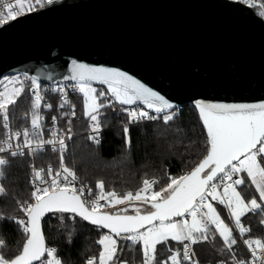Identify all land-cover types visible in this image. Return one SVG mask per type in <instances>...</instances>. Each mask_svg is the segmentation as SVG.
I'll use <instances>...</instances> for the list:
<instances>
[{"label":"snow or ice","instance_id":"obj_1","mask_svg":"<svg viewBox=\"0 0 264 264\" xmlns=\"http://www.w3.org/2000/svg\"><path fill=\"white\" fill-rule=\"evenodd\" d=\"M55 0H0V27L17 20L20 16L52 5ZM242 3L252 8L259 7V16L264 17V3L257 5L256 0H241ZM70 75L65 80L76 81L74 90H78L84 97V114L92 123V129L97 133L100 129V109L110 106L98 102L101 97L107 99L106 93L92 87V82L98 81L107 85V92L121 105H134L142 101L148 109L157 115H150L148 111L123 108L128 114L129 123L140 120H156L159 114H163V121L167 124L172 121L178 112L175 106L165 96L147 87L133 76L118 69L95 67L84 63L71 61ZM24 75V81H30L28 92L31 96V131L24 128L22 131L11 132L5 140L0 141V153H8L11 156L24 155V148L30 152L42 150L45 144L52 145L56 151L59 144L60 170L53 172L51 166L45 169L33 168L32 184L34 191L31 193V201L17 202L19 210L23 212V218L4 216L0 214V220H15L25 240L21 250L14 256L6 253V240L0 237V264H63L58 257L55 247L46 246L45 236L42 231L41 221L46 214H71V217H80L99 229L109 231L100 236L96 243L101 246L98 257L93 256L86 264H128L120 261L118 253V241L114 237H123L131 242V246H142V264H182V261L194 260L195 253L191 244L208 241L210 235L215 238V233L223 239L224 249L231 251L237 240L233 237V230L221 219L216 207L209 202L217 201L224 205L232 218L241 237L250 232L249 227L241 223V218L249 212L264 213V207L253 197L246 200L242 191L237 187L246 184V179L241 173H246L251 184L259 193V200L264 201V102L255 104H227L210 103L203 100L195 101V108L199 112L204 127L207 129V155L192 169L191 172L180 177H171L170 183L160 191H153V185L158 180H144L143 187L135 194L127 192L118 194L115 191L105 192L103 181L96 184L99 190L94 199L92 189L87 188L88 196L85 195L86 186L75 187L77 176L73 170L66 167L63 160L65 141L63 136L58 137L55 128L56 117H52L53 128L50 129L52 138L44 140L43 116L40 109H51L52 105L45 101L42 95L39 77ZM51 78V77H49ZM19 75L4 77L0 79V116H2L3 127L9 129V106H14L18 98L25 94V82ZM52 91L62 93L63 108L70 102L64 87L57 86ZM173 110V111H169ZM72 115H75L73 111ZM126 142L130 145L128 138L129 126L124 125ZM23 136V145L17 144L16 150L11 143L12 137ZM40 137L36 140L33 148L32 137ZM70 138V137H69ZM94 142L99 143L96 136L91 137ZM8 163L5 156L0 155V177H3V166ZM234 177H238L235 178ZM219 181L217 183L216 181ZM222 187L223 191H218ZM150 193V195H147ZM6 189L0 184V196L6 195ZM104 201L105 203H101ZM135 202L150 204L151 211L141 214L140 208L135 207ZM135 207V215H128L127 209L117 211H106V208H115L117 205ZM191 216V222L187 220L177 221L176 217ZM63 221V215L59 217ZM264 225V219L260 221ZM169 239L183 244V255L180 250L172 251L167 260H157V245L167 244ZM187 241V242H186ZM243 243L250 250L253 261L256 264H264V240L245 239ZM221 249V251H224ZM258 252L260 255L258 256ZM47 256V259H43ZM233 264H248L243 259H237L235 254L231 257ZM223 264V262H222Z\"/></svg>","mask_w":264,"mask_h":264},{"label":"water","instance_id":"obj_2","mask_svg":"<svg viewBox=\"0 0 264 264\" xmlns=\"http://www.w3.org/2000/svg\"><path fill=\"white\" fill-rule=\"evenodd\" d=\"M72 60L126 72L174 110L197 100L260 103L264 17L237 0H55L0 27V78L28 73L43 83L73 82L64 79ZM115 102L150 110L142 101Z\"/></svg>","mask_w":264,"mask_h":264},{"label":"trees","instance_id":"obj_3","mask_svg":"<svg viewBox=\"0 0 264 264\" xmlns=\"http://www.w3.org/2000/svg\"><path fill=\"white\" fill-rule=\"evenodd\" d=\"M258 12L257 8H255ZM15 106H12V115L16 127L29 125L30 93L28 88ZM97 93L104 91L107 99L100 98L101 103L110 106L100 109L104 131L99 143H94L88 134V116L84 114V97L75 99V118L73 120L74 137L68 143V151L64 160L66 166L73 170L77 177L95 190L96 184L103 181L105 191H115L118 194H126L143 187L144 180H158L153 185V191H160L170 183L171 177H180L190 172L206 155L208 144L207 134L200 120L199 114L192 103H187L181 108L175 109L178 115L167 124L163 121V114L152 121L140 120L129 123L128 114L112 98L104 87L96 86ZM144 110L143 107L134 106L129 109ZM124 125L129 126L126 142L123 131ZM0 117V139L5 137ZM37 160L43 162H55L56 156L51 153H37ZM2 185L7 194L0 196V214L23 218L24 214L19 210L17 202L31 201L32 188L30 185L31 157L30 155L9 158L4 169ZM241 177L246 179V184L238 186L246 200L253 197L264 207V201L259 200V194L255 186L251 184L246 173ZM141 205L140 212L151 210L150 204ZM223 220L233 230V237L237 243L231 251L224 249L223 239L215 233L213 239L210 235L208 241L193 244L198 259L202 264H215L218 261L232 262V255L240 259L247 258L241 239L239 238L233 221L225 206L216 203ZM119 206V205H118ZM114 209L107 211H117ZM135 209L127 210L134 213ZM63 215V221L59 217ZM264 219V213L249 212L241 218L245 227L251 230L247 236L251 239L264 240V225L260 221ZM44 233L48 247H55L58 257L64 264H86V261L99 254L101 246L96 241L101 235L107 233L104 229L89 224L80 217H71V214H48L44 218ZM0 237L6 240V253L14 256L22 248L25 240L15 220H0ZM118 241V253L120 261L128 264L142 263V246H131V243L123 237H115ZM187 242V241H186ZM183 251V244L169 240L168 243L157 246V260L164 261L171 254L169 251ZM224 249V251H221Z\"/></svg>","mask_w":264,"mask_h":264},{"label":"built area","instance_id":"obj_4","mask_svg":"<svg viewBox=\"0 0 264 264\" xmlns=\"http://www.w3.org/2000/svg\"><path fill=\"white\" fill-rule=\"evenodd\" d=\"M237 1H240L241 2V0H237ZM12 2L14 3V0H12ZM256 3H257V5L260 4V3H264V0H256ZM23 74H25V73L4 75L0 79H3L4 77H12L14 75H19L20 76V79L22 81H24V75ZM27 75L29 77L32 76L31 74H28V73H27ZM24 82H25V87L28 88L29 85H30V81H24ZM39 83H40L42 95L44 96L45 101L47 103H49V104L52 105V108L51 109L44 108L43 106L40 109V114L43 116V122H42L43 135H42V138L44 140H48V139H51L52 138V134H51V131H50V129L53 128V120H52V117H56L55 128L57 129L58 137L59 136H63L64 141H65V151L63 153V160H64L65 154L68 151V143L74 137L73 120H74L75 115H76V112H75V102L74 101H75L76 98L83 97V94L80 93L78 90H74V87L73 86L76 85V83H77L76 81H73V82H60V83H43V82L39 81ZM57 86L64 87L65 92L67 93V100L70 102L69 104H66L63 108H60L59 107V105L62 102V95L63 94L60 93V92H58V91L54 92V91L51 90V89H53V88H55ZM0 90H2V88H0ZM30 96H31V94H30ZM11 107L12 106H9V129H5L3 127L5 129V131H6V135H5V137L1 138L0 141L5 140L7 138L8 134H9V130L11 132H16V131H22L24 128H28L31 131V99H30V107H29V111H28L29 112L28 113L29 114V125H25V126L23 125V126H20V127H16V123H15L14 117L12 115V108ZM73 111L75 112V115H72ZM145 111H148L150 115H157L154 111H150V110H145ZM0 117L2 118V116H0ZM98 118L100 120V129H99V132H98V136H97V133L94 132L93 129H92V123L93 122L90 120V118H88V134H89L90 137L96 136L97 139L100 142L101 139H102V133L104 131V125H103V121H102L101 115ZM143 120L152 121V120H147V119H143ZM2 124H3V121H2ZM39 138L40 137H35V136L32 137V139H33V145H32V147L33 148L36 147V143L35 142ZM23 141H24V137L23 136H21L19 138L12 137V139H11V143L13 145V149L12 150H16V147L15 146L17 144L23 145ZM92 141L94 142L93 139H92ZM94 143H96V142H94ZM0 146H2V145H0ZM56 149H57L56 151H53V146L52 145L45 144L43 146V149L42 150H38V151H35V152H30V150L28 148H24L23 149L24 155H17V156L30 155V157H31V174H30L29 181H30V185H31V188H32L33 191H34V186L32 184V179H33V168L34 167L36 169H45V173H44L45 179H50V177H47V175H46V171H47V169H48L49 166H51V168L53 169V172L54 173L56 171H59L60 170V157H61V153L59 152V144L58 143L56 144ZM37 153H51V154H53V155L56 156V161L55 162H43V163H41V162H39L37 160V157H36V154ZM0 155L5 156V158L8 160V162H9V158H11V157H17V156H11L10 151L8 153H0ZM64 164L66 166L65 160H64ZM7 165H8V163L5 166H3V171L7 167ZM241 175H242V173L240 174V176ZM77 178L78 179L75 182V187L79 188L81 185L86 186V192H85V195L86 196H88L87 188H91L93 195L88 196V198L89 199H94L95 198V194H97L99 190L93 189L87 183H85L83 180H81L79 177H77ZM235 178H238V177H234V179ZM216 182L219 183L218 180ZM0 184H2V177H0ZM218 191L222 192L223 191V188L222 187L218 188ZM105 192H107V191H105ZM147 195H150V193H147ZM101 203H105V202L104 201H101ZM215 203H218V202L215 201ZM110 209H112V208H106L105 210L107 211V210H110ZM233 225H234V228L237 231V234H238L239 238L242 241V244H243L244 249H245V251L247 253V256H248L247 258H243V260L247 261L248 264H252V261H253L252 254H251L250 250L248 249L247 245H245L243 243V240H245V239H251V238H249L247 236V234L249 232L248 233H245V235L243 237H241L240 234H239V230L236 228V226H235L234 223H233ZM191 249L195 253L193 259L196 260V261H198V264H202L199 261V259H198V256H197V253H196V251H195V249L193 247V244H191ZM182 255H183V251H182ZM182 255H181V257H182ZM259 255H260V253L258 252V256ZM237 259H240V258L237 257ZM222 262H223V264H233V262H227V261H224V260L218 261L215 264H222ZM37 264H39V262ZM139 264H142V263H139ZM169 264H171L170 261H169ZM182 264H191V262L190 261H182ZM256 264H260V261L257 260L256 261Z\"/></svg>","mask_w":264,"mask_h":264},{"label":"rangeland","instance_id":"obj_5","mask_svg":"<svg viewBox=\"0 0 264 264\" xmlns=\"http://www.w3.org/2000/svg\"><path fill=\"white\" fill-rule=\"evenodd\" d=\"M259 5V4H258ZM257 10H258V12L260 11V9H259V7H257ZM92 87H94V88H96V86H93L92 85ZM237 190H238V187H237ZM239 191V190H238ZM259 194V193H258ZM209 202H211L212 204H213V206L214 207H216V209H217V212H219V209H218V206L216 205V203H215V201H212L210 198H209ZM259 203V202H258ZM118 206V205H117ZM135 207H139V208H141L142 206L141 205H138V204H135ZM135 207H133V206H130V205H128V204H125V205H119L117 208H116V210H119V209H123V208H126L127 210H129V209H135ZM219 214H220V212H219ZM220 216H221V214H220ZM221 219H223L222 218V216H221ZM232 219V218H231ZM174 220H177V221H182V220H187L188 222H191V216L190 215H186V216H184V217H178V218H176V219H174ZM233 221V220H232ZM225 222V221H224ZM226 223V222H225ZM234 223V222H233ZM227 224V223H226ZM115 238V237H114ZM116 239V238H115ZM169 240H171V239H169ZM158 246V245H157ZM44 259H47V256L44 258Z\"/></svg>","mask_w":264,"mask_h":264}]
</instances>
